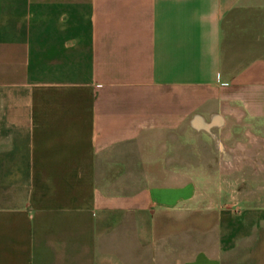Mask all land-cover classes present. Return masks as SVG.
I'll return each mask as SVG.
<instances>
[{"label":"crops","instance_id":"obj_1","mask_svg":"<svg viewBox=\"0 0 264 264\" xmlns=\"http://www.w3.org/2000/svg\"><path fill=\"white\" fill-rule=\"evenodd\" d=\"M0 264H264V0H0Z\"/></svg>","mask_w":264,"mask_h":264}]
</instances>
